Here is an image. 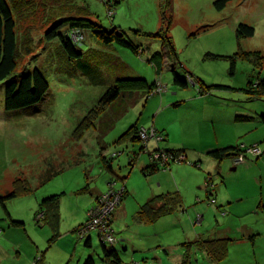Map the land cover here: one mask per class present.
I'll return each mask as SVG.
<instances>
[{
	"label": "rangeland",
	"instance_id": "rangeland-1",
	"mask_svg": "<svg viewBox=\"0 0 264 264\" xmlns=\"http://www.w3.org/2000/svg\"><path fill=\"white\" fill-rule=\"evenodd\" d=\"M213 1L171 0L167 9L165 0H74L103 29L119 28L139 46L138 55L104 44L87 31L82 34L84 41L76 44L84 53L81 59L68 60L58 42L47 46L38 42L50 26L44 24V6L18 22V31L31 32L35 45L31 53H22L16 74L24 68L38 69L49 90L39 103L7 111L4 81L0 82V197L14 189L21 192L5 201L6 209L0 204V264H84L89 257L94 264H111L95 231L89 234L90 247L85 246L88 236L79 237L88 212L103 208L97 199L108 191L110 181L114 189L125 186L128 191L122 200L111 198L115 219L109 234L121 264H182L183 244L201 237L234 241L222 262H211L193 248L189 264H264V122L260 117L264 96L254 98L244 91L254 90L264 80V61L254 65L236 57L231 72L229 60L211 56H234L240 51L264 54V0H230L221 11ZM241 23L255 33L238 42L235 31ZM159 32L161 36L156 35ZM166 36L171 38L173 54H166L162 46ZM161 51L175 63L179 78L188 73L201 85L189 81L186 89L173 86L170 62H164L168 68L157 76L147 59ZM138 77L148 84L156 81V88L163 91L150 97L146 92L122 96L102 109L95 128L76 130L115 80ZM200 87L212 89L200 92ZM241 116L250 119L237 121ZM132 126L167 135L158 149H184L185 161L153 178L144 177L140 159L147 160V145L157 143L153 139L134 145L128 140L117 143ZM137 136L140 139V133ZM227 146L243 147L244 163L234 161L241 152L221 163L206 154L210 148ZM255 146L258 156L247 151ZM130 151L138 153L134 161H129ZM102 155H114L112 173L105 170ZM172 175L181 179L183 207L154 224L136 222L135 213L159 188L158 178L171 179L176 186ZM207 190H212L213 205ZM95 192L100 193L96 201ZM56 194L62 196L54 228L41 221L43 214L36 215L40 201ZM10 221L23 226L10 227Z\"/></svg>",
	"mask_w": 264,
	"mask_h": 264
},
{
	"label": "trees",
	"instance_id": "trees-1",
	"mask_svg": "<svg viewBox=\"0 0 264 264\" xmlns=\"http://www.w3.org/2000/svg\"><path fill=\"white\" fill-rule=\"evenodd\" d=\"M45 1L0 0V82L4 81V108L7 111L23 109L37 104L43 99L44 95L49 90V84L47 80L38 69L24 68L20 74H16V69L18 67L19 60L22 57V53H31L35 45V43L33 44L34 41L32 39L33 35L30 34L31 32H28L27 34H21V32L18 31V22L30 19V16H32V14H35L39 11V6H44L43 10H47L43 19L44 24L49 23L50 26L46 31H44L42 37L38 39V42L43 41L45 42L46 46L49 42H58V46L62 54L67 57L68 60H73L76 58L81 59V56L84 54L81 49H78L76 47V44L84 41V39L75 42L71 38L72 33L74 32L85 35V32L88 31L94 38L104 44H114L121 48H126L135 55H138L140 53L139 46L133 45L119 28L114 27L110 30L103 29L96 22L87 17L88 15H90L87 8L83 6H77V4L74 3V0H58L59 2L57 0H47V2ZM229 2L230 0H214L213 7L216 10L221 11L227 6ZM115 3H118V1H116ZM170 7L171 0H165V8L169 9ZM163 18H166L165 15ZM167 30L168 28L166 29V31ZM160 32L156 35L161 36ZM235 32L236 39L238 42H240L242 39L252 38L254 36L255 30L253 27L241 23L237 26ZM165 38L166 41L163 42L162 46L167 50L166 54H173V45L171 38L168 36H166ZM42 50H46V47ZM89 50L90 49H88L87 51ZM164 55V51L155 52L147 59L155 68L157 76L166 67L164 62H167L168 64L170 62L169 69L173 72V86L179 89H186L188 87L189 81H192L194 84L201 83L198 79L193 80V76L188 73L183 79L179 78L174 71L175 63L167 55ZM211 56L229 60L231 72H233L234 70L236 57L246 59L254 65H260L264 61V54H262L260 51H240L235 53L234 56H216L212 54ZM156 86V81L152 84H148L145 79L140 77L118 78V80H115L105 90L104 94L98 99L96 108L91 110V116H88L86 119L81 121L76 130L80 129L79 131L82 132L83 130L87 131L91 128H95V123L100 117H97V115H101L100 113L102 109L106 110L112 102L121 98L122 96L126 97L128 95L130 97H133L138 92H146L148 97H150L153 94L161 93L163 90L161 89L160 91H158V88H156ZM211 89V87H200L199 90H201L200 92H208L211 91ZM244 91L251 93L254 98L263 97L264 80L258 81L254 90L252 88H249ZM178 105H180V103L173 104V106L175 107ZM260 117L261 121L264 122V115ZM249 119L250 117L247 116L236 117V120L240 122ZM142 129L143 128H138L137 126H132L128 128L116 140V142L121 143L122 141L128 140L126 142H129L131 145H134L136 142L140 143V139L138 138L137 133L139 134ZM155 131L157 132V130ZM158 134L162 136V141H164L166 137H164L161 133ZM162 141L156 143L160 144V142ZM142 146L143 145H141L140 150L143 149ZM242 150L243 147L240 146H227L224 148L213 149L208 154L215 161L221 163L223 160L232 158L239 152H242ZM155 151L161 152V150H159L158 148H156ZM184 152V149H164V151L161 153H163L166 157H169L167 158V162H165L163 157L155 159L154 154H151V152L149 151L148 153L150 164L145 166L141 170V173L145 176H149L161 170H169L172 164L185 161L184 159H181V157L184 155ZM128 153L129 161H134V159H136L134 158V156L138 155V153H135L134 151H130ZM113 159L114 155L101 156L104 168L109 173H112L111 161ZM52 175L55 176L54 174ZM52 175L48 176L46 180H49ZM125 179L126 178H123L122 180ZM110 184H112L111 181L109 182V187ZM122 187L123 190L121 189L122 195L120 197V200L128 195L126 187ZM25 191V193L29 192L30 188L26 187ZM208 191L211 192V190ZM20 193V191L14 189L13 191L7 193L4 197L1 196V206L6 209L5 201L16 198ZM61 196L62 194H56L43 198L39 203V211L37 212L43 214V219L41 220L42 222H44L45 224H49L54 228L58 225L59 200ZM181 204L182 199L177 192H168L161 195H156L150 198L144 205L140 206L139 210L135 213L134 219L140 224H154L161 217L173 214L180 210L183 207V205ZM41 221H38L36 219L37 223ZM88 222L89 218H87L86 224ZM112 222L113 220L111 217V220L109 222L110 228L112 227ZM9 225L10 227L18 228L22 227L23 223L18 221H10ZM90 233L91 232H87L86 236L83 237L86 238L88 236L85 242V246L88 247H90L91 245V238L89 236ZM97 236L99 238L100 246L105 259L111 264H121V259L117 253L116 246L108 245L107 243H105L101 239V234L97 233ZM230 242L231 240L227 238L202 237L200 240H195L194 242L190 243H184L183 245L186 248L182 264H189L190 253L193 248L203 252L206 255L207 259H209L211 262L220 263L228 255ZM35 264H38V262H36ZM84 264H94V262L92 258L89 257Z\"/></svg>",
	"mask_w": 264,
	"mask_h": 264
},
{
	"label": "built area",
	"instance_id": "built-area-1",
	"mask_svg": "<svg viewBox=\"0 0 264 264\" xmlns=\"http://www.w3.org/2000/svg\"><path fill=\"white\" fill-rule=\"evenodd\" d=\"M71 38L75 41L78 42L82 39V34L78 32L72 33ZM161 89L158 88V91ZM140 140L147 141L148 139H153L156 142L162 141V136L158 134L155 130L153 129H142L140 132ZM248 152L252 153L253 155L258 156L260 154L258 148L251 147L247 149ZM244 152H241L238 157L234 159L236 164L244 163L245 156L243 155ZM157 157H163L164 161L167 162V158L163 153L161 152H156L154 155V158L156 159ZM113 184V183H112ZM110 184L109 191L106 193L100 195V197L97 199L100 201L101 204H103L102 209H98V207H94L88 212V218L89 222L81 228V232H84L80 234V238H83L86 236L87 232L95 231L98 234H101V239L107 243L108 245H113L114 244V239L113 237L109 234V222L111 220V212L112 205L111 203V198L112 199H118L120 200L121 197V189L116 190L113 188V185ZM80 232V231H79Z\"/></svg>",
	"mask_w": 264,
	"mask_h": 264
},
{
	"label": "crops",
	"instance_id": "crops-1",
	"mask_svg": "<svg viewBox=\"0 0 264 264\" xmlns=\"http://www.w3.org/2000/svg\"><path fill=\"white\" fill-rule=\"evenodd\" d=\"M167 135H165V137H166ZM160 146H159V143H158V145L157 144H155V145H153V146H151L150 147V144H148L147 145V153L145 152V154H147V160H142V159H140V161H141V168H140V172H141V170L145 167V166H147L148 164H150V159H149V151L151 152L152 150H154V149H156V148H159ZM222 148H224V147H222ZM166 149H170V148H166ZM174 149V148H173ZM211 150H213V148H210L208 151H207V153L206 154H208ZM209 155V154H208ZM181 159L183 160H185L186 159V155H183L182 157H181ZM213 159V158H212ZM170 170V169H169ZM160 172V171H159ZM158 173V172H157ZM156 174V173H155ZM164 174H166V178L167 177H169L170 175H169V173H164ZM154 175V174H153ZM152 177V175H149V176H145L144 175V177ZM172 177H173V181H174V184L176 185V186H172V183H171V179L168 181H166V180H160L159 178H158V185H157V187H159L157 190H154V191H152L151 192V194L150 195H152L150 198H152L153 196H156V195H161V194H164V193H168V192H173V188H175V189H178V191H174V192H177L180 196H181V199H182V204L181 205H183V197H182V195H183V192H182V190H181V184H182V182H181V179H179L176 175H172ZM153 178V177H152ZM165 181H166V183H165ZM109 183V182H108ZM206 184H207V182H206ZM125 187V186H124ZM84 190H87L88 189V185L86 184V186L83 188ZM169 189V191H167ZM170 190H172V191H170ZM182 195H181V194ZM99 195H100V193L99 192H95V198H94V201H96V199L99 197ZM212 196V190H211V192H209L208 190H207V199L209 200V204L210 205H213V204H215V200L213 199V198H211L210 199V197ZM149 198V199H150ZM148 199V198H147ZM148 199V200H149ZM197 199H198V197H197ZM147 200V201H148ZM146 201V202H147ZM119 210V209H118ZM39 214H42V213H37V215H36V218H37V216H39ZM117 217V216H116ZM115 218L113 217V219L112 220H114ZM202 238V237H201ZM218 238H227V239H230L231 240V242L232 241H234L233 239H231V238H229V237H218ZM230 242V243H231ZM230 247V246H229Z\"/></svg>",
	"mask_w": 264,
	"mask_h": 264
},
{
	"label": "water",
	"instance_id": "water-1",
	"mask_svg": "<svg viewBox=\"0 0 264 264\" xmlns=\"http://www.w3.org/2000/svg\"><path fill=\"white\" fill-rule=\"evenodd\" d=\"M108 1H110V0H108Z\"/></svg>",
	"mask_w": 264,
	"mask_h": 264
}]
</instances>
